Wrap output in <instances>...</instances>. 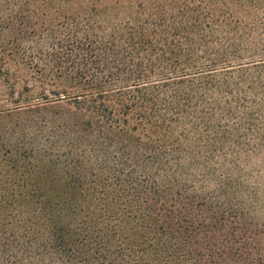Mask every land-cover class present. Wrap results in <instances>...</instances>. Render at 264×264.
<instances>
[{"label":"trees","instance_id":"obj_1","mask_svg":"<svg viewBox=\"0 0 264 264\" xmlns=\"http://www.w3.org/2000/svg\"><path fill=\"white\" fill-rule=\"evenodd\" d=\"M0 264H264V0H0Z\"/></svg>","mask_w":264,"mask_h":264}]
</instances>
